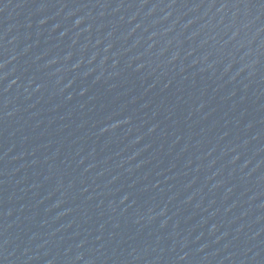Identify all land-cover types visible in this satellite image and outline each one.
<instances>
[{
  "label": "water",
  "instance_id": "1",
  "mask_svg": "<svg viewBox=\"0 0 264 264\" xmlns=\"http://www.w3.org/2000/svg\"><path fill=\"white\" fill-rule=\"evenodd\" d=\"M0 264H264V0H0Z\"/></svg>",
  "mask_w": 264,
  "mask_h": 264
}]
</instances>
